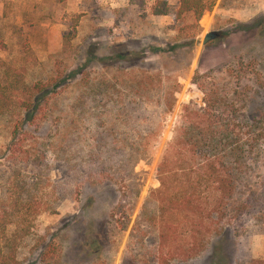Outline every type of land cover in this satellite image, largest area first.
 <instances>
[{
  "label": "rangeland",
  "instance_id": "374dc122",
  "mask_svg": "<svg viewBox=\"0 0 264 264\" xmlns=\"http://www.w3.org/2000/svg\"><path fill=\"white\" fill-rule=\"evenodd\" d=\"M180 1L166 0L170 12L155 15L156 0H0V84H11L8 106L0 107V208L12 222L0 252L13 255L10 264H236L264 257V205L247 215L230 211L223 222L231 228L192 258L185 259V236L160 243V223L130 235L160 186L157 167L178 127L206 123L199 116L206 99L240 138L249 120L261 118L264 126V0H215L199 18L176 16ZM212 30L219 37L202 44ZM57 78L63 85L54 99L42 101L23 126L13 103L21 82ZM143 107L133 125L122 119L121 112ZM94 138H101L102 157L113 144L137 148L132 171L99 169L90 156ZM44 147L56 155H48L45 181L32 192V157ZM248 159L235 203L248 187L259 188L264 203V149ZM129 174L138 193L124 203L129 221L122 230L118 204ZM185 178L173 176L177 183ZM204 202L202 218L211 224L213 201Z\"/></svg>",
  "mask_w": 264,
  "mask_h": 264
},
{
  "label": "trees",
  "instance_id": "16d2710c",
  "mask_svg": "<svg viewBox=\"0 0 264 264\" xmlns=\"http://www.w3.org/2000/svg\"><path fill=\"white\" fill-rule=\"evenodd\" d=\"M214 2L215 0H181L176 16L190 13L195 18H199L203 12L212 9ZM169 12L166 0H156L153 14L166 15ZM142 82H138L137 85ZM62 83L59 78L38 81L33 85L21 82V87H19L21 92L16 96L18 102H13L20 104L22 118L18 121H21L23 126L27 125L29 120L33 119V115L42 101L48 104L54 99L52 94L57 93L56 88L61 87ZM10 85L7 81L5 87L0 84V107L8 106L7 101L10 97L7 93ZM205 102L207 108L201 109L199 116L206 123L202 121L186 122L178 127L176 138L168 144L157 167L160 186L150 191L136 218L135 226L130 232L132 237H137V232L148 230L149 227L154 228L157 223H160L162 225L161 229L159 228L161 244L167 245L171 238L177 239L179 236H185V238L181 237L182 242L186 243L188 247L187 250H183L186 254L185 259L197 256L204 251L209 238L225 234L226 226L231 228V224L223 222L230 211L236 212L237 215H247L256 211L257 205H264L257 198L260 189L249 187L241 201L238 202L239 204L235 203L240 192L238 188L243 181L242 168H245V163L250 161L248 157L252 152L264 149V144L259 142V138L264 137L262 119L249 120L248 133L240 138L222 123V117L217 115L215 110L210 109V101L206 99ZM137 103H143L142 99ZM147 109V107H143V112L138 111V113L126 110L121 112V117L125 122L129 121L130 125H133V121L137 120L140 115H145ZM168 110L170 108L167 107L166 111ZM189 110H191L189 106L183 107L186 114H189ZM99 122L103 126L105 121L100 120ZM111 133L108 134L112 135ZM93 140L94 150L90 152V156L103 171L110 165L129 167L132 171L133 166L138 162L139 156H132L133 151L137 148L128 146V149L126 145L115 146L113 144L110 146L111 156L108 154L102 157L99 155L104 147L101 138ZM55 152V149L52 151L44 147L40 155L32 157L31 164L35 173L34 180L30 184L33 187L31 188L32 192L37 189V186L44 183L45 178L43 179L42 175L44 176L43 172L49 166L48 155H52L53 158L56 155ZM57 154L62 155L58 152ZM262 166L264 168V163ZM178 173L186 176L181 183H177L173 179V176ZM125 179L129 181L130 189L121 194L118 204L120 215L117 221L122 230L127 228L129 221V214L124 203L138 193V182L133 175L129 174ZM25 191L30 193V190ZM207 198H211L213 201L206 216L212 221L211 224H206L202 218L204 215L202 202ZM0 212V242H2L12 222L6 220L8 215L6 209L0 208ZM228 220L230 219L228 218ZM186 238L189 240L186 241ZM182 247L184 248L183 245L180 246V248ZM0 258V264H10V261H14L13 255H5L1 252ZM236 264H264V257L240 263L238 261Z\"/></svg>",
  "mask_w": 264,
  "mask_h": 264
},
{
  "label": "water",
  "instance_id": "95a60500",
  "mask_svg": "<svg viewBox=\"0 0 264 264\" xmlns=\"http://www.w3.org/2000/svg\"><path fill=\"white\" fill-rule=\"evenodd\" d=\"M217 37H219V32L218 31H208L204 34L203 38H202V44H206L207 42L216 39Z\"/></svg>",
  "mask_w": 264,
  "mask_h": 264
}]
</instances>
